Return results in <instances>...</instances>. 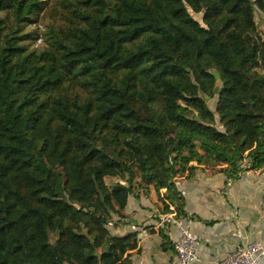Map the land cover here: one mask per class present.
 Segmentation results:
<instances>
[{
	"label": "trees",
	"instance_id": "1",
	"mask_svg": "<svg viewBox=\"0 0 264 264\" xmlns=\"http://www.w3.org/2000/svg\"><path fill=\"white\" fill-rule=\"evenodd\" d=\"M57 2L31 50L47 1L0 0V264H129L139 238L109 224L130 196L187 218L192 163L264 166V0Z\"/></svg>",
	"mask_w": 264,
	"mask_h": 264
},
{
	"label": "crops",
	"instance_id": "2",
	"mask_svg": "<svg viewBox=\"0 0 264 264\" xmlns=\"http://www.w3.org/2000/svg\"><path fill=\"white\" fill-rule=\"evenodd\" d=\"M264 22V14H261ZM260 29V28H259ZM261 31L264 32V25ZM196 167L179 181L183 212L187 218H174L176 224L163 222L164 203L150 188L130 196L123 211L115 216L116 236L137 234L139 250L133 252L129 264H172L173 242L179 236V224L198 240L200 260L194 264H218L235 249L258 243L264 248V176L255 171L243 172L237 179H228L220 168ZM174 217L175 214H169ZM264 264V254L261 257Z\"/></svg>",
	"mask_w": 264,
	"mask_h": 264
},
{
	"label": "built area",
	"instance_id": "3",
	"mask_svg": "<svg viewBox=\"0 0 264 264\" xmlns=\"http://www.w3.org/2000/svg\"><path fill=\"white\" fill-rule=\"evenodd\" d=\"M259 175L264 176V166L255 170ZM175 185L182 190V183L179 179L175 180ZM172 215L163 216V222L167 224H176ZM110 226L113 223L109 224ZM179 236L173 242L174 261L172 264H194L200 260L199 243L193 237L188 229L179 224ZM264 254V248L258 243L247 244L232 251L227 256L220 259L218 264H261V257Z\"/></svg>",
	"mask_w": 264,
	"mask_h": 264
},
{
	"label": "rangeland",
	"instance_id": "4",
	"mask_svg": "<svg viewBox=\"0 0 264 264\" xmlns=\"http://www.w3.org/2000/svg\"><path fill=\"white\" fill-rule=\"evenodd\" d=\"M44 1H47L48 4L40 13L37 22L32 24L31 26H24L25 27L24 33L38 36V39L35 42L32 40L30 41L25 40L22 42L24 45L28 46L31 50L33 49L43 50L45 48V44H44V38H41L42 35L46 34L50 28L57 27L58 25H60V23H62L61 15L59 14L61 9L57 5L58 0H44ZM190 13L195 20H197L199 23H202L201 15L193 14L191 11ZM260 16L261 13L257 12L255 21L258 30L261 31V28L263 29L264 22L261 21ZM210 107L212 109L214 108V104L212 102L210 103ZM55 175L57 177L58 183L63 184L62 171L60 169H57L55 171ZM105 183L109 187H112L118 183V180L112 178H106Z\"/></svg>",
	"mask_w": 264,
	"mask_h": 264
}]
</instances>
